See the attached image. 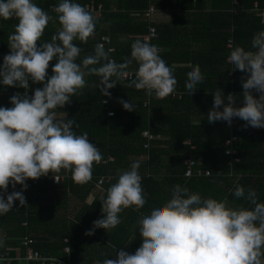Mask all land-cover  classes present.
<instances>
[{"label":"clouds","instance_id":"9594fccd","mask_svg":"<svg viewBox=\"0 0 264 264\" xmlns=\"http://www.w3.org/2000/svg\"><path fill=\"white\" fill-rule=\"evenodd\" d=\"M53 11L59 27L43 41L44 29L53 19L48 12L35 0H0V20L17 21L7 37L9 52L0 63V87L25 90L8 97L10 106L0 105V215L12 210L14 201L19 202L17 207L25 205L23 191L28 178L63 169L71 172L74 183L91 179L92 166L102 161V154L89 142L87 133L73 130V120L57 119L55 112L85 87V76L96 75V88L109 96L108 89L135 62L129 87L156 99L174 94V65L159 55L155 44L136 39L130 45V55L117 63L109 57L111 48L105 50L103 44L96 43L92 54L78 63L81 48L74 41L85 43L94 35L97 17L78 0H58ZM50 60L55 63L48 75ZM226 60L232 70L243 73L240 103L237 106L236 95H225L221 88H215L207 121L222 120L231 126L232 119L238 118L244 121L243 127L264 128V29L253 34L248 48L232 47ZM114 76L118 79L113 80ZM29 80L42 85L32 89L31 96L27 92ZM203 80L199 65H191L186 78L189 95ZM118 102L125 110H135L131 101ZM139 167L140 160L133 159L118 173L99 199L102 216L92 221L85 235H92L96 228H115L123 209L145 205ZM16 184L19 191L7 192L9 185L15 189ZM230 192L247 206L231 204L226 197L202 196L181 184L172 185L168 198L153 204L137 220L142 238L139 245L133 251L120 249L115 259L104 258L101 264H264V202L258 200L255 189L246 190L237 182ZM3 243L0 236V246Z\"/></svg>","mask_w":264,"mask_h":264},{"label":"crops","instance_id":"0c3cea01","mask_svg":"<svg viewBox=\"0 0 264 264\" xmlns=\"http://www.w3.org/2000/svg\"><path fill=\"white\" fill-rule=\"evenodd\" d=\"M120 0H107L108 9L107 14H109L108 18H103L105 8L101 9L98 12L99 16H96L99 20V27L102 31L107 32L99 39L98 43L102 41L103 37L109 38V45L106 46L108 48L111 46L113 51L111 52L113 58L115 60V54L118 51V46L120 42H129L131 38H138L140 34H124V33H115L112 37L110 32V28H114V24L116 22H122V20H118L116 17H113L115 13L118 12V3ZM147 1V8L153 7L156 9V12L151 20V23L154 22L155 26L163 27L165 29V33L163 34V42H167L169 44L168 51L171 54V64L174 65V76L176 78V85L177 87L181 88L179 90L175 89L178 92L183 93L182 98L176 99L177 102L174 103H167L161 100L156 99L160 102L152 101V105L155 111V119L154 122V129L162 130V132L155 134L156 139L160 140L163 143L154 148L155 150V161L149 163V151L152 148H139L138 141L134 140V132L138 130V128H131L129 131L132 135L129 138V142L131 141L132 146L134 148H127L128 150L124 152L119 159H115L114 155H110L106 153L105 149L98 148L100 153L102 154V161L99 164L94 163L92 166V175H96L97 171H103L99 174L97 180L94 182L93 185H84L82 188L77 186V195L73 194H65V192L60 189L62 193L57 194L54 193L53 195H45L44 197H37L35 200L31 202V205L36 210L44 211V215L47 214L54 216L53 219L60 221V224L57 225L56 228H70L74 227L77 231H82L83 235L85 231L92 227V221L98 219L102 216L100 211L101 209V199L106 194V189L109 187L110 184L114 183L116 177L120 171L125 170L131 160L139 159L140 160V167L139 173L142 177V174H146L151 176L149 178V182L142 186L144 189L145 195V205L140 209H135L134 206H130L122 210L121 213L118 215L120 216V223L111 229H103V228H96L92 235L88 236L87 239L91 240L89 245H86V249H84L83 253L79 257V264H101L103 259H115L116 252L120 249H124L126 251H133L141 242V237L139 235V231L137 228V220L141 217L143 213L150 209V207L157 203L163 201L166 197L169 196V190L176 184L175 181L183 180L185 182H191L188 178L183 176H178L177 171L182 170L184 168V160L190 156H195L197 153V145L195 141H193L190 137L186 138L184 141V145L188 146L187 151H182L181 148H178L177 144L172 142L171 137L173 136L174 132L177 137L182 138L188 134V132L195 133V136L200 138L201 146L204 147V152H208V156L214 158L217 155V148L221 145V138L226 135V130L223 125V121H214L208 122L207 121V112L212 106V94L211 91H214L216 87H220V82L214 79L212 76L210 80H208V72L216 71L217 65L214 64V68L208 65V45L207 42L204 41H197L193 39L191 34L192 29L198 28L201 21H204V17H200V12H207L208 8H211V0H188L189 2L193 1V5L203 4V9L199 10L200 7L194 9H186L183 8L181 4V0H174L172 1L175 4L173 10L169 8V6L163 8L157 6V1L160 3L162 0H146ZM169 2V0H166ZM187 1V2H188ZM238 1V0H237ZM180 4V5H179ZM102 5V4H101ZM209 5V6H208ZM255 5H258L256 2L252 10L255 9ZM102 7H104L102 5ZM146 8V9H147ZM259 8V6H258ZM257 8V9H258ZM144 10V12L146 11ZM260 9V8H259ZM203 10V11H202ZM205 10V11H204ZM104 12V13H103ZM143 12V14H144ZM131 16L135 18H140L137 13L131 12ZM143 18V16H142ZM176 18L179 20L176 22ZM144 19V18H143ZM118 20V21H117ZM146 21V20H145ZM197 21V23H196ZM147 23H150L147 20ZM200 29V27H199ZM113 30V29H112ZM201 30V29H200ZM205 31V29L203 30ZM118 39V40H117ZM232 40V43L230 42ZM118 41V42H117ZM233 47V38L230 37L227 43V48L231 49ZM111 54L109 57L111 58ZM128 55L119 56L121 62H123L124 58H127ZM227 57V56H226ZM118 62V61H117ZM120 62V61H119ZM199 65L202 74L204 75V80L197 85L196 90L193 92L192 96L189 95V90L186 87V78H187V71L191 65ZM226 67L230 69V64L226 60ZM223 65V67H224ZM129 68L125 69V71H135L137 65L135 62L128 66ZM229 71V70H228ZM227 71V72H228ZM236 71V70H235ZM234 71V74H235ZM234 78V75H233ZM99 78L94 74H89L85 76L86 84L90 81L87 85L88 91L91 92L90 97H87L86 100L83 98H79L77 92L75 98H72L71 103H66L62 108L56 109V118L57 119H71L75 117H85L87 110L83 109L82 106H87L89 101L96 100L100 95H102L99 91V88H96V83H99ZM113 80H117L114 76L112 77ZM123 79V78H122ZM121 78L119 81L116 82L114 87L108 89V92L112 95L114 94V99L108 103H106L107 112L112 110L115 112L113 108H110V105L113 102L119 101L123 99L128 102H132L135 104V110L133 111H124L130 114V119L127 118L128 121H131L135 124L142 123L143 120L146 118L144 114V110L142 108L141 103L146 101V97L143 94V90H136L134 87H129L128 82L126 80H122ZM31 83V80H29ZM209 82H213L214 89L208 88ZM29 83V89L27 90L28 94H32V89L37 88ZM86 88V87H85ZM25 91V90H24ZM82 94L85 92L81 91ZM100 94V95H98ZM239 93L236 92L237 106L240 103V99L238 96ZM98 95V96H96ZM227 95V93H226ZM106 97V98H105ZM104 100H107L108 96H105ZM111 103V104H110ZM120 104V103H119ZM121 105V104H120ZM145 107V106H144ZM146 108V107H145ZM141 112V114L139 113ZM111 117V116H110ZM113 117V116H112ZM237 119V118H236ZM170 122H175L170 125ZM240 121L237 119V126ZM244 123V121H243ZM151 125V124H150ZM111 123L108 124L107 128H99L93 125L92 129L90 127L86 128L84 125L83 127L80 125L79 127H74L73 130L77 133H87L89 138H96L99 139L101 136H105L106 133L104 130H109ZM173 129L171 131L170 129ZM148 129V128H147ZM146 129V130H147ZM150 130V129H149ZM171 132H170V131ZM245 130L250 132L252 130L253 133H249L246 136L242 137V140L245 141V146L247 148L254 147L258 145L260 151H257V154H264V128H252L246 127ZM167 131V132H164ZM169 131V133H168ZM90 132H93V135H90ZM255 134V135H254ZM258 137V144H252L253 136ZM176 138V137H175ZM94 140L91 143L95 144L96 146L99 143H102L101 140ZM240 139V142L242 141ZM220 143V145H219ZM206 146V147H205ZM215 148V149H214ZM238 149V148H237ZM246 149V148H245ZM247 150V149H246ZM213 152V153H212ZM202 155L206 161V157ZM118 160L119 163L116 165L108 166L111 164H115ZM107 166V167H106ZM110 170V173L105 172V169ZM233 174H236L234 171ZM151 174V175H150ZM53 175H60L62 176L63 180L61 183L68 178V173H53ZM230 176L229 173H221L219 176ZM235 178H239V174H236ZM100 178H105L104 183L99 185L98 180ZM143 178V177H142ZM142 182V181H141ZM59 184V183H58ZM185 184V183H184ZM188 183L186 184V186ZM87 186V188H86ZM188 189L190 191L195 192H202L207 194L208 196V181L201 182L199 184L192 182L188 185ZM89 201H93L89 203ZM28 203V202H27ZM24 223V222H23ZM67 230V229H66ZM65 230V231H66ZM114 234H118V236L124 235L125 241H120V246L113 244L111 239L114 238ZM0 236L3 237L4 243L0 247H5V249L15 250V255H17V259L13 260L15 264H35V262L28 261L25 258V251L24 253L21 251L20 247L17 246H9L7 241L9 237H7L6 231L0 228ZM82 234L78 232V238H81ZM68 240V239H67ZM82 240V239H81ZM80 240V244H82ZM66 242V239H65ZM68 244V243H67ZM69 246V245H68ZM69 252H65L63 250V254L65 256H70V252L72 246L70 247ZM4 249V250H5ZM1 250V251H4ZM14 255V256H15ZM64 259L63 257H61ZM66 260V259H64ZM12 261V262H13ZM67 261L70 262L69 259ZM11 262V263H12ZM4 263V262H3ZM0 263V264H3ZM71 263V262H70ZM6 264V263H5ZM72 264V263H71Z\"/></svg>","mask_w":264,"mask_h":264},{"label":"trees","instance_id":"16d2710c","mask_svg":"<svg viewBox=\"0 0 264 264\" xmlns=\"http://www.w3.org/2000/svg\"><path fill=\"white\" fill-rule=\"evenodd\" d=\"M174 0H169L167 2L166 0H162L160 3L157 1L158 7H167L171 8V10L174 9L175 4L172 2ZM188 0H181V4L183 8L186 9H194L199 8V10L203 9V4H197L193 5V1L187 2ZM204 1V0H203ZM234 0H211V8H208L207 12H200L199 16L204 17V21L202 20L200 24L197 23V25H200V29L194 28L192 29V36L193 39L197 41H206L208 45V64L211 63V66L214 68V64L217 65L216 71L208 72V80H210L211 76L220 82V87L226 95L228 91L233 89L235 92L240 93L242 91L241 87V77L243 73L240 70H236L234 74V78H231L228 76V70L229 68L226 67V56L229 53V50L227 48V43L230 37L233 38V47L236 45H240L242 47L248 48L250 46V41L254 33L257 31L264 29V0H238V4L233 3ZM58 0H35V3L41 7L43 10L49 13V15L52 16V20L49 21L48 25L45 27L42 37L40 38L43 41L49 40L51 35L56 32L57 28L59 27V23L56 20V13L54 11L50 10V7L52 5H56ZM258 3L259 8L252 10L255 3ZM78 3H80L82 6H85L90 3H94L96 7H98L99 4H102L105 8V13L103 15V18H108L109 14H107L108 4L107 0H78ZM146 0H120L118 3V12L115 13L113 17H116L118 20H122V22H116L114 24V28H110L111 36L113 37V34L117 33H124L127 35L130 34H140L138 38H131L129 39V42H120L118 46V51L115 54L116 59L115 60L111 54V57L114 59V61H118L117 63L121 62V59H119V56L128 55L130 54V45L131 43L136 39L144 40L145 35L148 32V25L153 23H147V18L144 17V10L148 7ZM180 5V4H179ZM209 6V5H208ZM203 11V10H202ZM205 11V10H204ZM131 12L137 13L140 18H135L130 15ZM143 16V18H142ZM117 20V21H118ZM146 20V21H145ZM176 22L179 20V18L175 19ZM17 21L15 19H9V20H0V40L3 43V47L0 49V63L3 62V56L9 52L8 46H7V37L8 35L14 31L13 25ZM156 27L157 30V37L152 41V44H155L159 49V55L169 64H171V59L169 56L171 54L168 51L169 44L167 42H163V34L165 33V29L163 27ZM113 29V30H112ZM205 29V31H203ZM107 32L102 31L99 27V20L97 19L96 26L94 29V35L90 36L85 43H81L80 41H74L75 44H77L81 48L80 57L77 58V62L79 63L80 58H82L85 55H90L93 52L94 45L98 43L99 39ZM118 40V39H117ZM118 42V41H117ZM39 43V42H37ZM105 50L108 48L104 47ZM120 61V62H119ZM55 63V60L49 61V67L46 70L48 75H51V67ZM224 65V67H223ZM98 66V65H96ZM129 68V67H128ZM47 78V77H46ZM117 78V77H116ZM118 79V78H117ZM120 79V78H119ZM122 79V78H121ZM123 80V79H122ZM129 82V81H127ZM30 83V82H29ZM32 83V82H31ZM30 83V84H31ZM90 81L85 84V87L78 90V96L79 98H83L86 100L87 97L92 96L91 92L88 91V84ZM34 87H41L42 85L38 82L36 84H32ZM208 88L214 89L213 82H209ZM175 89L179 90L181 88L175 86ZM174 89V90H175ZM215 90V89H214ZM81 91L85 92L84 94L81 93ZM15 92L23 93L24 89L19 87H12V86H4L0 87V105L4 107H8L9 101L8 97L11 96ZM144 96L146 97L145 92L143 91ZM100 95V94H98ZM96 95V96H98ZM114 99V94H112ZM103 95H100L96 100L89 101V104L87 106H82V108L87 110V114L85 117L79 116L73 118L74 120V127H79L80 125L83 127V125L90 129H92L93 125L99 127V128H107L108 124L111 123V126L109 130H104L106 133L105 136L99 137V139L96 138H89V142L96 140H101L102 143H99L97 145V148H102L106 150L107 154L114 155L115 159H119L120 156L126 152L127 148H134L132 146L131 141L129 142V138L132 137L130 134L131 132L129 129L131 128H138L137 131L134 132V140H137L138 147L144 148L143 144L145 143V138L142 136V132L146 130L147 128L150 129V131L154 134L162 132V130L154 129V122L155 119L159 118L155 117V111L154 107L150 106L148 109L144 107V103L142 102V108L145 111L144 114L146 115V118L143 120L142 123L135 124L131 121H128L127 118L130 119V114L126 113L122 106L119 104L118 101L113 102L110 105V108H113L115 110L114 116L110 117L108 115L107 109H106V103L104 100ZM75 98V95H73L70 99ZM106 98V97H105ZM108 98V97H107ZM112 99V100H113ZM155 102L157 101L156 98L152 99ZM163 102L167 103H174L178 100L171 98L170 96H167L163 99H158ZM109 104V103H108ZM153 104V103H152ZM59 109V108H57ZM141 114V112L139 111ZM238 119V118H237ZM239 120V119H238ZM240 123L238 126L236 125L233 129V133H236L239 135L240 139L242 140L243 136H246L249 133H253L252 130L250 132H247L245 130L246 127H243L244 124L243 121L239 120ZM175 122H170L171 128L172 125ZM151 124V125H150ZM224 128L226 130V135L223 136L220 140L221 145L219 143V148H217V155L212 158L211 156H208V152H204V147L202 148L200 138L195 136V133L188 132V134L182 138L177 137V135L173 133V136L171 137L172 142L175 141L178 148H181L182 151H187L188 146L184 145V141L186 138L190 137L193 141H195L197 145V153L196 155L203 154L206 157V161L202 165L205 169L210 170L213 175L212 176H205V175H194L191 178H188L190 180H193L191 182H185L183 180L175 181L176 184H181L183 186L190 185L192 182L199 184L201 182L208 181V196H213L215 198H223L226 197L228 202L234 205H240L243 204L247 206V202L242 199L234 198L230 192V189L233 187L234 182H237L245 187L247 190L248 188H253L256 190L258 194V200L261 202H264V154H257V151H260L262 148H258V145L247 148L245 145V141L240 140L235 144V147L238 148L239 158L240 160L238 162H235L233 164L232 168L233 171L237 174H239V178H235L237 175L233 174L230 176H215L220 175L221 173H229V166L227 165L228 157L224 154V141L230 136L229 127L225 126V123L223 122ZM174 126V125H173ZM73 127V128H74ZM170 129V128H169ZM173 131V129H170ZM169 130V131H170ZM168 131V133H169ZM170 131V132H171ZM167 132V131H164ZM90 135H93V132H90ZM255 135V134H254ZM253 136V141L251 142L253 145L258 144V137ZM176 137V138H175ZM163 142L158 140H153L150 148H152L149 151V163H152L155 161V150L154 148L159 147ZM206 147V146H205ZM247 150H246V149ZM215 149V148H214ZM213 153V152H212ZM120 160H118L115 164H111L108 166L116 165L119 163ZM107 167V166H106ZM103 171H97L96 175H92L91 179L84 183V184H77L74 183L71 179V172L67 171L68 178L64 180L62 183L54 184L52 180L48 179L47 177H43L40 179L37 185L31 186L28 190V203L25 205H19V210L14 212L13 209L8 211L7 213L0 215V228L4 229L7 234V244L9 246H17L20 247L21 251L24 253L25 247L22 245V239L25 237H29L33 240V248L39 250L41 253L45 255H55L59 257H63L64 259H69L72 264H79V257L81 256V253H83L84 249H86V245H89V242L91 243V240L87 239L88 236L85 234L83 235L82 231H77L76 228L70 227V228H56L57 225L60 224L59 220L53 219L54 216L52 215H44V211L42 210H35L33 206L31 205V202L35 200L37 197H44L45 195H53L57 192V194L62 193L60 189H62L65 194H73L77 195V186H80L82 188L84 185H93L94 182L99 177L98 175L101 174ZM105 172L107 174L110 173V170L107 168L105 169ZM185 172V166L182 168V170L177 171L178 176H183ZM66 173L65 170L61 169L59 174ZM49 174H52L49 172ZM151 175V174H150ZM142 186H145L147 182H149V178L151 176H148L146 174H142ZM187 178V177H185ZM27 184V181H25ZM185 183V184H184ZM175 184V183H174ZM188 185L186 187H188ZM86 186V188H87ZM79 189V188H78ZM13 190L19 191L20 185L16 184L15 189L11 185L7 187V192H11ZM47 193V194H46ZM202 196H207L206 192L202 193L200 192ZM168 198V197H166ZM165 198V199H166ZM164 199V200H165ZM18 201L13 202V206L15 204L18 205ZM23 222H26V225H23ZM67 229V230H66ZM66 230V231H65ZM78 232L82 234L81 238H78ZM115 239H111V242L113 244H116L120 246V241H125L124 235L118 236V234H114ZM65 239H68V242H65ZM82 239V240H81ZM80 240L82 244H80ZM68 243V244H67ZM66 245L72 246L70 256H65L63 254V249ZM5 247H0V250H4ZM15 250L11 251V255H15ZM5 264V263H3ZM11 264H15L13 261ZM34 264V263H33ZM35 264H37L35 262Z\"/></svg>","mask_w":264,"mask_h":264},{"label":"built area","instance_id":"2783aa9c","mask_svg":"<svg viewBox=\"0 0 264 264\" xmlns=\"http://www.w3.org/2000/svg\"><path fill=\"white\" fill-rule=\"evenodd\" d=\"M234 4H238L237 0L233 1ZM54 5H52L50 7V10L53 11ZM86 8L88 10H90L93 15L95 16H99L98 12L101 11V9H103L102 5L99 4L98 7H96L94 5V3H90L86 5ZM258 8V5H255V9ZM156 12V9L153 7H149L146 9V11L144 12V17L147 18V20H149V22L151 23V20L154 16ZM14 19V18H12ZM157 30L156 27L152 24L148 25V32L144 37V40H147L149 43L152 44V41L157 37ZM109 38L107 37H103L102 41L100 42L101 44H103L104 47H106L107 45H109ZM232 43V40L230 41ZM3 47V43L0 40V49ZM108 48H111L113 51V48L111 46H109ZM111 51V52H112ZM111 59H113L111 57ZM114 60V59H113ZM234 71L232 70V65L230 64V69L228 71V76L233 78L234 75ZM127 74L122 77L124 80L126 81H130L131 79L134 78V72L135 71H125ZM232 93L234 95H236V92L231 89L230 91L227 92V94ZM254 95H256V93H253ZM29 96H31V93L28 94ZM183 93L178 92L176 90H174V94H170L169 96L173 99H180L182 98ZM154 96H147L146 101L144 102V106L148 107L151 104V99ZM113 96L110 94L107 98V100H105V103H108L110 101H112ZM109 113H111V115H109ZM108 115L109 116H114V112L112 110L108 111ZM225 123L226 127H229V131H230V136L224 141V154L228 157V161H227V165L229 166V175H233V164H235V162H238L240 160L239 158V153H238V149L235 147V144L240 140L239 135H237L236 133H233V129L235 128V126L237 125V119L233 118L232 122H231V126H229L225 121H223ZM142 136L145 138V143L143 144V147L148 149L150 148V145L152 143L153 140L156 139V136L154 133H152L149 129L144 130L142 132ZM205 159L202 155H195V156H190L188 158H186L184 160V166H185V172H184V176L187 178H191L194 175H205V176H212L213 173L208 170L205 169L202 165L204 164ZM43 177H47L48 179L52 180L54 184H58L60 183L63 178L60 175H53V174H47V175H43L39 178L36 179H31L28 178L26 179L27 181V188L23 191V195L25 197V204L28 202V190L31 186H35L38 184V182L40 181V179H42ZM54 177V178H53ZM56 179V180H55ZM105 178H100L98 180V184L101 185L104 183ZM19 210V207H17V204H15L13 206V211L16 212ZM23 225H26V222L23 223ZM66 242H68V240L66 239ZM22 245L25 247V258L28 261H32V262H36L37 264H71L69 261L62 259L59 256H55V255H45L43 253H41L39 250L33 248V240L29 237H25L22 239ZM65 252H69L70 248L68 245H66L63 249ZM0 257H3V260L0 261V263H6V264H11V262L15 259H17V255H11V250L10 249H5L4 251L0 250Z\"/></svg>","mask_w":264,"mask_h":264}]
</instances>
